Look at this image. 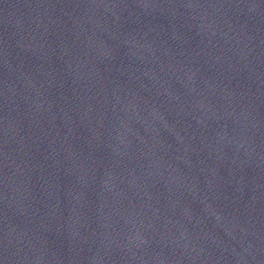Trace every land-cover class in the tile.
Here are the masks:
<instances>
[{
  "label": "water",
  "instance_id": "1",
  "mask_svg": "<svg viewBox=\"0 0 264 264\" xmlns=\"http://www.w3.org/2000/svg\"><path fill=\"white\" fill-rule=\"evenodd\" d=\"M0 264H264V124L135 159L0 168Z\"/></svg>",
  "mask_w": 264,
  "mask_h": 264
}]
</instances>
